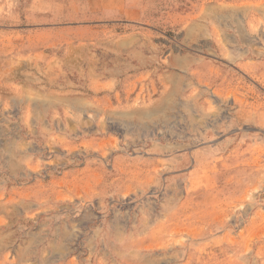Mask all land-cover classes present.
Returning <instances> with one entry per match:
<instances>
[{"label": "rangeland", "instance_id": "obj_1", "mask_svg": "<svg viewBox=\"0 0 264 264\" xmlns=\"http://www.w3.org/2000/svg\"><path fill=\"white\" fill-rule=\"evenodd\" d=\"M0 264H264V0H0Z\"/></svg>", "mask_w": 264, "mask_h": 264}]
</instances>
